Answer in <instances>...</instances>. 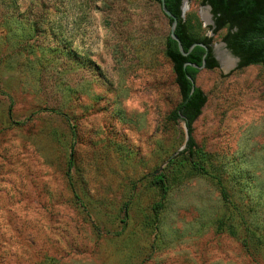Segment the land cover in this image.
<instances>
[{
	"label": "rangeland",
	"instance_id": "1",
	"mask_svg": "<svg viewBox=\"0 0 264 264\" xmlns=\"http://www.w3.org/2000/svg\"><path fill=\"white\" fill-rule=\"evenodd\" d=\"M169 33L155 0H0V264H264V69L200 70V153L169 164L187 140Z\"/></svg>",
	"mask_w": 264,
	"mask_h": 264
},
{
	"label": "trees",
	"instance_id": "2",
	"mask_svg": "<svg viewBox=\"0 0 264 264\" xmlns=\"http://www.w3.org/2000/svg\"><path fill=\"white\" fill-rule=\"evenodd\" d=\"M155 2L160 7V0H155ZM164 2L167 10L177 18L175 35L180 40L184 52H187L194 43L207 46V52L204 48L196 46L184 57L180 54L177 43L170 38V34L165 40L164 53L172 65L174 84L180 97L178 105L170 114V120L183 122L187 133L184 149L169 160V164H174L178 156L187 155V159H189L200 153L192 137V126L201 115L202 108L206 103V96L196 84L193 87L191 80H196L203 61L206 70L216 69L218 63L213 56L211 39L198 40L188 33L181 15L182 0H164ZM201 4L211 8L213 33L226 29L222 42L234 56L239 58L236 68L260 65L264 69V0H201ZM163 16L171 24V20L165 15ZM68 55L70 56V54ZM84 62V66L88 65L87 61ZM185 63H190L191 66L184 67ZM179 162L182 163V161ZM189 164L195 173L206 174V169L201 161L191 159ZM152 184L161 193V200L153 207L154 213L157 215L162 209V200L168 191L166 176L161 171L157 172L152 176Z\"/></svg>",
	"mask_w": 264,
	"mask_h": 264
},
{
	"label": "water",
	"instance_id": "3",
	"mask_svg": "<svg viewBox=\"0 0 264 264\" xmlns=\"http://www.w3.org/2000/svg\"><path fill=\"white\" fill-rule=\"evenodd\" d=\"M188 0H182V2H181V7H182V5L184 4V3H186ZM160 7H161V11H162V13H163V15H165L167 18H169L170 20H171V24H170V38L173 40V41H175L176 43H177V47H178V50H179V52H180V54L182 55V56H184V57H186L188 54H189V52L194 48V47H196V46H200V47H202V48H204V50L207 52V46H205V45H203V44H201V43H194V44H192L191 46H190V48L188 49V51L187 52H184V50H183V48H182V45H181V42H180V40L177 38V36L175 35V28H176V25H177V18L173 15V14H171V12L170 11H168L167 10V8L165 7V2H164V0H160ZM182 9V8H181ZM206 10H208L209 12H211V8L209 7V6H206ZM211 15V14H210ZM211 17H212V15H211ZM212 23H213V21H212ZM223 46H225V44H223ZM227 53H228V59H230V61L232 62V64H231V66L227 69V70H225L224 68H223V65H222V60L219 58V55L218 54H216L215 53V60L217 61V63H218V66L221 68V69H223L224 71H229V70H231L233 67H235V66H237V63H238V58L237 57H235V56H233L229 51H227ZM205 57V55L203 56V58ZM185 66H191V64L190 63H185L184 64V67ZM200 70H202V69H204V61H203V63H202V66L199 68ZM191 80V79H190ZM191 82H192V85H193V87L195 86V81H192L191 80ZM184 149V147L182 148V149H180L178 152H176V153H174L167 161H169L170 159H172L174 156H176L180 151H182ZM162 170V167H160L159 168V171H161ZM159 171H157V172H159ZM157 172H155V173H157Z\"/></svg>",
	"mask_w": 264,
	"mask_h": 264
},
{
	"label": "bare ground",
	"instance_id": "4",
	"mask_svg": "<svg viewBox=\"0 0 264 264\" xmlns=\"http://www.w3.org/2000/svg\"><path fill=\"white\" fill-rule=\"evenodd\" d=\"M182 10L184 12L188 10L186 3L183 4ZM219 58L222 60L223 68L227 70L231 66L232 62L230 61V59L226 58L223 54H219Z\"/></svg>",
	"mask_w": 264,
	"mask_h": 264
},
{
	"label": "flooded vegetation",
	"instance_id": "5",
	"mask_svg": "<svg viewBox=\"0 0 264 264\" xmlns=\"http://www.w3.org/2000/svg\"><path fill=\"white\" fill-rule=\"evenodd\" d=\"M211 13V12H210ZM212 15V14H211ZM212 19H213V17H212ZM213 21V20H212ZM225 44V43H224ZM225 47H226V50L227 51H229L231 54H232V52H231V50H229L228 48H227V46H226V44H225ZM233 55V54H232ZM234 56V55H233ZM236 57V56H235ZM238 58V57H237ZM238 62H239V58H238Z\"/></svg>",
	"mask_w": 264,
	"mask_h": 264
}]
</instances>
